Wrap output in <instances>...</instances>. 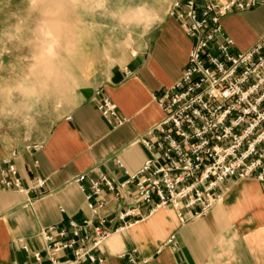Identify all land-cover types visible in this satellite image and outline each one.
<instances>
[{"label":"crops","instance_id":"obj_1","mask_svg":"<svg viewBox=\"0 0 264 264\" xmlns=\"http://www.w3.org/2000/svg\"><path fill=\"white\" fill-rule=\"evenodd\" d=\"M172 1L141 42L98 61L37 41L0 48V159L16 154L26 191L0 186V264H32L18 241L39 251L41 229L90 218L78 176L121 183L149 159L140 141L163 117L152 97L180 79L192 47L168 16ZM221 29L238 51L249 49L264 36V4L228 15ZM102 97L121 124L99 114ZM37 181H44L41 189L33 188ZM221 189L219 203L184 224L170 207L150 213L134 194L107 195L108 236L94 251L98 264H264V183L228 180ZM129 207L137 209L125 226L119 217Z\"/></svg>","mask_w":264,"mask_h":264},{"label":"built area","instance_id":"obj_2","mask_svg":"<svg viewBox=\"0 0 264 264\" xmlns=\"http://www.w3.org/2000/svg\"><path fill=\"white\" fill-rule=\"evenodd\" d=\"M262 4L264 0L172 1L168 16L180 23L192 47L180 79L152 97L163 117L140 141L149 159L136 173H125L121 183L105 175L96 180L78 176L75 183L84 192L90 218L41 229L39 251L29 253L18 241L32 264H98L94 251L108 236L102 214L107 195L117 200L134 194L150 213L170 207L184 224L220 202L224 182L264 183V36L238 51L221 29L228 15ZM97 111L116 125L122 122L108 98L98 99ZM15 157L11 153L0 159V186L23 193ZM43 186L44 181H37L33 188ZM136 209L129 207L119 220L129 226L125 219Z\"/></svg>","mask_w":264,"mask_h":264},{"label":"rangeland","instance_id":"obj_3","mask_svg":"<svg viewBox=\"0 0 264 264\" xmlns=\"http://www.w3.org/2000/svg\"><path fill=\"white\" fill-rule=\"evenodd\" d=\"M165 0H0V48L47 43L99 60L142 41ZM51 33V35L47 34Z\"/></svg>","mask_w":264,"mask_h":264}]
</instances>
